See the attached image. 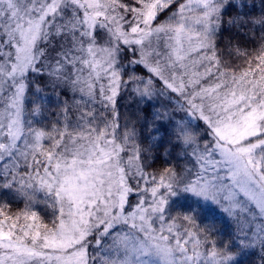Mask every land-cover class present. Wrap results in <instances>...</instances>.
<instances>
[{
	"label": "snow or ice",
	"instance_id": "obj_1",
	"mask_svg": "<svg viewBox=\"0 0 264 264\" xmlns=\"http://www.w3.org/2000/svg\"><path fill=\"white\" fill-rule=\"evenodd\" d=\"M0 264H264V0H0Z\"/></svg>",
	"mask_w": 264,
	"mask_h": 264
}]
</instances>
